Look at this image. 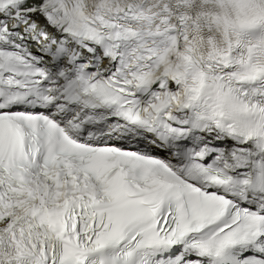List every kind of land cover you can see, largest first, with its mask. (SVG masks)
I'll return each mask as SVG.
<instances>
[{
  "label": "snow or ice",
  "instance_id": "6c2138e0",
  "mask_svg": "<svg viewBox=\"0 0 264 264\" xmlns=\"http://www.w3.org/2000/svg\"><path fill=\"white\" fill-rule=\"evenodd\" d=\"M0 264H264V0H0Z\"/></svg>",
  "mask_w": 264,
  "mask_h": 264
}]
</instances>
